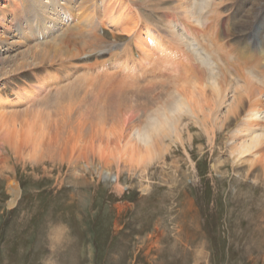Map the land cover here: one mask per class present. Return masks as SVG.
<instances>
[{"label": "rangeland", "instance_id": "374dc122", "mask_svg": "<svg viewBox=\"0 0 264 264\" xmlns=\"http://www.w3.org/2000/svg\"><path fill=\"white\" fill-rule=\"evenodd\" d=\"M263 1L226 0L219 7L230 45L252 51L250 64L259 60L261 69L264 26L260 20L249 25L241 19ZM161 42L176 52L169 40L163 37ZM129 47L131 53L117 57L110 52L87 57L70 71L58 66L25 76L5 93L7 104L0 105V264H264L262 166L249 174L244 173L247 163L238 168L223 130L210 125L205 131L185 116V142L167 139L169 149L161 160L138 164L114 156L122 143L112 136L111 124H122L129 105L125 109L122 104L119 111L117 96L99 95L102 78H91L93 71L84 66L111 72L113 65L127 62L118 69L139 71L145 56ZM127 55L133 62L125 61ZM43 75L59 78L51 93V84L39 79ZM150 76L126 81L121 90L127 97L120 100L134 103V114L142 120L149 111L147 99L155 101L162 93L166 96L162 89L172 91L174 83L180 84L169 75ZM77 79L79 86L88 81L87 87H80L76 100H64L57 90ZM146 87L154 89L152 97L143 91ZM36 91L41 93L32 97ZM101 113L107 119L106 133L96 132ZM99 150L105 154L103 162ZM132 164L139 167L129 173Z\"/></svg>", "mask_w": 264, "mask_h": 264}, {"label": "bare ground", "instance_id": "6f19581e", "mask_svg": "<svg viewBox=\"0 0 264 264\" xmlns=\"http://www.w3.org/2000/svg\"><path fill=\"white\" fill-rule=\"evenodd\" d=\"M225 1L0 0V105L7 104L6 96L11 93L12 85L25 76L58 66L60 71H70L87 57L104 53L110 52L117 57L131 50L129 45L132 44L145 56L138 66L139 71H135L136 68L120 71V67L127 62L113 65L115 70L111 72L98 70L96 66V69L92 66L90 68L88 64L84 66L89 72L90 69L93 71L90 72L91 78H102L104 83L99 89V95L105 93L117 96L118 98L114 97L117 98L115 108L119 111L122 104L126 105L125 109L129 105L121 120L122 124H111L112 136L118 135L116 140L122 143L114 156L119 160L130 157L138 164L161 160L169 149L167 139L183 143L185 126L182 120L189 116L195 124L205 127V131L210 125L223 130L224 141L231 144V156L236 166L248 164L245 174L252 173L253 167L259 164L264 175V87L257 85L264 81V69H261L262 63L259 60L250 64V59L254 60V56L250 58V52L246 49L243 52L230 45V31H225L221 24L223 15L219 8ZM263 10L264 1L258 6L249 7L241 22L251 25L253 21L260 20L264 26ZM153 29L158 31L157 36H153ZM163 37L177 46L176 52L172 46L173 49L162 44ZM230 46L234 49H230ZM122 47L125 48L120 51ZM127 57L129 58L125 61L133 62L130 60L132 56ZM258 58L256 54V59ZM260 60L262 61L261 58ZM253 67L261 72L255 71ZM153 74L158 77H175L172 80L180 84L174 83L176 88L172 91L162 89L167 93L166 96L162 93L155 101L147 99L145 106L149 111H145V120H142L134 114L138 113L134 103L120 100L124 96L121 90L123 84L128 83L126 81H135L141 77L143 80L149 79ZM82 75L87 77L86 72ZM39 79L43 84H51L47 89L49 93L50 88L58 85L59 81L58 77L47 79L44 75ZM78 79L70 82L62 91V88L57 90L60 96L63 94L61 97L64 100L70 102L80 97L79 89L89 79L83 78L86 83L82 82L81 86ZM116 79L118 82L114 81ZM150 83L148 80L147 84ZM169 83L171 84L170 81ZM88 87L91 88V85ZM153 90L152 87H146L143 91L151 96ZM38 93L41 92L36 91L31 96L36 97ZM3 116L6 113H1L2 118ZM97 118L102 122L96 126V132L99 130L106 133V117L101 113ZM110 138L108 133V139ZM100 152L99 150L98 153ZM102 154L100 162L105 157ZM125 163L129 161H124ZM129 166V173L137 171L139 167H134L133 164ZM102 169L111 174L108 168ZM11 193L16 197L17 188Z\"/></svg>", "mask_w": 264, "mask_h": 264}]
</instances>
